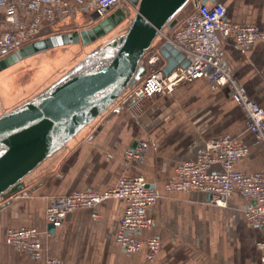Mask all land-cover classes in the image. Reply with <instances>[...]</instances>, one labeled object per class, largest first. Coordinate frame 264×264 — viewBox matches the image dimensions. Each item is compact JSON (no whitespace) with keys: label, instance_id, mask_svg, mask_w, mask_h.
<instances>
[{"label":"crops","instance_id":"1","mask_svg":"<svg viewBox=\"0 0 264 264\" xmlns=\"http://www.w3.org/2000/svg\"><path fill=\"white\" fill-rule=\"evenodd\" d=\"M217 1L225 7L229 22L264 32V0ZM74 25H42L35 41L51 36L54 29ZM8 29L0 8V35ZM222 48L232 75L264 110V45L241 50L228 37L222 40ZM224 135L249 148L237 170L253 173L264 169V153L227 89L213 91L205 80H198L178 86L149 108L147 100L113 105L27 177L25 197L7 200V205L0 199V264H41L5 244L7 231L23 226L38 229L47 254L63 264H264V229L246 221L242 213L246 200L239 192L231 194L226 207H217L205 194L163 189L174 177L177 163L194 159L208 140ZM89 136L92 140L87 142ZM140 139L148 145L144 161L126 173L144 176L161 194L146 211L153 225L140 234L160 240L156 260L147 263L144 251L125 254L115 244L113 236L123 213L119 200L75 210L60 227L49 231L45 221L49 200L75 191L102 192L112 187L124 173L120 165L123 152ZM93 213L96 219H92Z\"/></svg>","mask_w":264,"mask_h":264},{"label":"built area","instance_id":"2","mask_svg":"<svg viewBox=\"0 0 264 264\" xmlns=\"http://www.w3.org/2000/svg\"><path fill=\"white\" fill-rule=\"evenodd\" d=\"M0 8L9 25V29L0 35V61L33 43L42 25L50 28L71 23L88 25L92 23L93 14L102 19L116 9H125L130 15L137 9L129 0H0ZM228 37L241 50L264 45V32L229 22L225 7L217 0H191L182 19H177L166 32L158 33V42L152 44L142 58L145 74L136 85L127 88L115 104L159 100L184 83L205 80L213 91L221 88L229 91L233 102L244 114L247 130L264 153V110L232 75L222 48V40ZM165 43L178 50L185 62L167 76L162 73L165 60L159 53ZM91 140L92 136L86 138L87 142ZM147 147L140 139L132 149L123 152L120 165L124 173L109 189L75 191L50 199L45 210L46 223L60 227L65 217L75 210L95 209L107 200H119L123 204V213L113 236L115 244L125 254L144 251L147 263L154 262L159 255L160 240L154 236L140 237V234L153 225L154 221L146 211L157 203L161 194L150 187L144 176L126 173L143 163ZM248 153V146L237 138L227 135L212 138L194 159L176 164L174 177L163 185V189L168 193H202L217 207H226L231 194L237 191L246 200L242 210L246 221L264 229V169L253 173L236 169ZM26 195L23 188L6 200ZM91 217L96 219L97 214L93 213ZM39 235L34 227L12 228L6 233L5 244L27 253L41 264H63L47 254Z\"/></svg>","mask_w":264,"mask_h":264},{"label":"water","instance_id":"3","mask_svg":"<svg viewBox=\"0 0 264 264\" xmlns=\"http://www.w3.org/2000/svg\"><path fill=\"white\" fill-rule=\"evenodd\" d=\"M129 1L137 9L122 34L86 54L31 99L0 114V199L23 189L25 178L42 162L65 147L115 105L127 88L140 81L146 72L142 60L145 52L160 31L166 32L175 25L177 14L191 0ZM129 16L125 9H116L102 19L93 14L90 28L35 41L1 60L0 71L42 51L89 45ZM159 53L165 60V76L185 65L184 56L169 43ZM8 203L6 200L5 205ZM48 229L51 231L54 226L48 224Z\"/></svg>","mask_w":264,"mask_h":264},{"label":"rangeland","instance_id":"4","mask_svg":"<svg viewBox=\"0 0 264 264\" xmlns=\"http://www.w3.org/2000/svg\"><path fill=\"white\" fill-rule=\"evenodd\" d=\"M187 8L188 4L177 14L176 19L181 20L186 14ZM133 15L131 14L114 31L89 45L82 46L81 44H75L64 46L57 50L49 49L42 51L26 62H22L19 66L10 68L6 72H0V114L31 99L63 76L69 69L81 61L86 54L122 34L129 25ZM91 25L93 23L90 25H74L69 28H57L51 31V36L70 33V30L73 28L82 29ZM157 42L158 39L155 40L153 45H156ZM157 101H147V108ZM27 177L24 180V187L26 186Z\"/></svg>","mask_w":264,"mask_h":264},{"label":"flooded vegetation","instance_id":"5","mask_svg":"<svg viewBox=\"0 0 264 264\" xmlns=\"http://www.w3.org/2000/svg\"><path fill=\"white\" fill-rule=\"evenodd\" d=\"M127 18H129V17H125V19L123 20V21H121L119 24H117L115 27H113L108 33H110V32H112V31H114L117 27H119ZM90 24H92V23H90ZM90 24H88V25H90ZM92 26V25H91ZM91 26H88V27H85V28H82V29H86V28H90ZM107 33V34H108ZM107 34H105V35H107ZM104 37V36H103Z\"/></svg>","mask_w":264,"mask_h":264},{"label":"trees","instance_id":"6","mask_svg":"<svg viewBox=\"0 0 264 264\" xmlns=\"http://www.w3.org/2000/svg\"><path fill=\"white\" fill-rule=\"evenodd\" d=\"M82 45V44H81ZM82 46H84V45H82Z\"/></svg>","mask_w":264,"mask_h":264}]
</instances>
